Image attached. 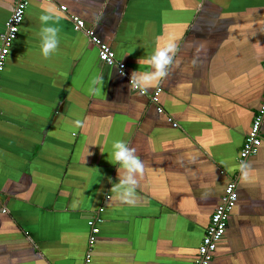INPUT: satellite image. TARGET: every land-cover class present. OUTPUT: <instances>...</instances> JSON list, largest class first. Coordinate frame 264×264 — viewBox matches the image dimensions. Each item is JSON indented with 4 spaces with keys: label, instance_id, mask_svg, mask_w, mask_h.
I'll use <instances>...</instances> for the list:
<instances>
[{
    "label": "crops",
    "instance_id": "0c3cea01",
    "mask_svg": "<svg viewBox=\"0 0 264 264\" xmlns=\"http://www.w3.org/2000/svg\"><path fill=\"white\" fill-rule=\"evenodd\" d=\"M26 1L0 79V264H85L98 208L87 264H191L231 180L235 206L209 264H264V119L246 179L238 163L264 90V0ZM0 3L1 32L13 1ZM47 9L60 32L46 59ZM71 17L125 75L98 61ZM167 40L179 45L169 75L133 92L127 78L147 67L138 60ZM117 140L145 164L135 204L110 191Z\"/></svg>",
    "mask_w": 264,
    "mask_h": 264
},
{
    "label": "built area",
    "instance_id": "2783aa9c",
    "mask_svg": "<svg viewBox=\"0 0 264 264\" xmlns=\"http://www.w3.org/2000/svg\"><path fill=\"white\" fill-rule=\"evenodd\" d=\"M12 8L6 22L4 24L3 30L0 32V66L5 65L6 58L9 53V48L17 37L19 26L21 24L25 9L27 7L26 0H12ZM49 2L51 0H42ZM63 7H59V11H63ZM73 30L78 32H83L89 42L97 48V58L98 61L103 65L108 67H116L117 72L120 75H125L124 66L122 63H116L114 60V54L111 49L103 43H100L97 38L94 36L92 30L85 29L82 21L76 17L70 18ZM3 71H0V79ZM129 79L127 78V83L129 85ZM131 88V86H130ZM133 92L138 93V90L131 88ZM155 95L157 91L151 95L150 99L155 101ZM158 112L161 110L158 108ZM264 119V90L261 95L260 102L258 107L251 119L248 131L244 136L243 143L240 151L238 152V163H243L248 157L254 155L257 151V148L262 142L260 136V127ZM172 126L175 127L173 124ZM236 202V191L235 183L231 180L226 183L224 187L223 194L219 200V203L212 211L208 225L206 226L204 233L200 239V242L196 248L194 258L191 264H209L213 257V253L217 247V244L221 241L224 236L226 229L227 219L235 206ZM5 209H1L3 213ZM102 213V208H98L94 211L93 216H91L87 221V239H86V251L84 257V263L89 262V255L92 250V247L95 243L96 236L99 233L98 225L101 223L100 214Z\"/></svg>",
    "mask_w": 264,
    "mask_h": 264
},
{
    "label": "clouds",
    "instance_id": "9594fccd",
    "mask_svg": "<svg viewBox=\"0 0 264 264\" xmlns=\"http://www.w3.org/2000/svg\"><path fill=\"white\" fill-rule=\"evenodd\" d=\"M0 7L6 8L8 5L0 3ZM39 21L42 25L39 31L40 54L47 59L59 46L60 29L56 26L58 15L51 9H47L44 14L39 16ZM178 50L179 45L174 40H167L163 45L155 48L150 55L139 59L138 64L142 63L147 67L143 71H133L128 86L138 90L141 95L147 94L150 88L156 86L169 75V68L173 65ZM0 71H3L2 66H0ZM93 84L102 86V78H97ZM90 91H94V89L90 88ZM74 123L77 127H82L84 124L79 119ZM111 157L112 162L117 166L118 180L111 185L110 191L117 200L127 204H135L138 199L136 189L139 185V179L145 171L144 161L136 155L134 148L122 140H117L112 144ZM239 168L243 178L246 179L248 175L247 164L241 163ZM72 207H76V202L73 203Z\"/></svg>",
    "mask_w": 264,
    "mask_h": 264
}]
</instances>
